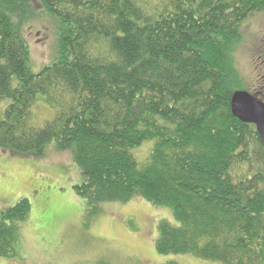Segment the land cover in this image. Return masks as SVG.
I'll list each match as a JSON object with an SVG mask.
<instances>
[{
    "label": "trees",
    "instance_id": "trees-1",
    "mask_svg": "<svg viewBox=\"0 0 264 264\" xmlns=\"http://www.w3.org/2000/svg\"><path fill=\"white\" fill-rule=\"evenodd\" d=\"M258 13L264 0H0V102H11L0 150L70 152L94 216L136 198L170 209L159 255L264 264V143L231 110L236 91L250 92L233 53ZM34 18L58 39L37 74L23 32ZM40 101L55 110L43 125ZM31 211L26 198L1 211L0 258H19Z\"/></svg>",
    "mask_w": 264,
    "mask_h": 264
},
{
    "label": "rangeland",
    "instance_id": "rangeland-1",
    "mask_svg": "<svg viewBox=\"0 0 264 264\" xmlns=\"http://www.w3.org/2000/svg\"><path fill=\"white\" fill-rule=\"evenodd\" d=\"M30 46L33 74L57 58V36L44 19L24 28ZM242 39L233 53L243 87L251 93L264 89V13L250 16L241 28ZM264 96V93H263ZM11 102H0V120ZM36 124L55 117L43 101L33 108ZM147 142L137 152L148 156ZM81 176L71 153L51 145L41 159L11 156L0 150V213L20 199H29L32 211L21 228L17 259L0 264H217L190 256H162L156 251L160 221L174 223L172 211L141 198L126 204H106L96 216L75 193Z\"/></svg>",
    "mask_w": 264,
    "mask_h": 264
},
{
    "label": "water",
    "instance_id": "water-1",
    "mask_svg": "<svg viewBox=\"0 0 264 264\" xmlns=\"http://www.w3.org/2000/svg\"><path fill=\"white\" fill-rule=\"evenodd\" d=\"M232 114L241 122L254 125L264 143V102L247 91H236L231 101Z\"/></svg>",
    "mask_w": 264,
    "mask_h": 264
},
{
    "label": "flooded vegetation",
    "instance_id": "flooded-vegetation-1",
    "mask_svg": "<svg viewBox=\"0 0 264 264\" xmlns=\"http://www.w3.org/2000/svg\"><path fill=\"white\" fill-rule=\"evenodd\" d=\"M261 92H264V89H261ZM261 92L259 94H262Z\"/></svg>",
    "mask_w": 264,
    "mask_h": 264
}]
</instances>
